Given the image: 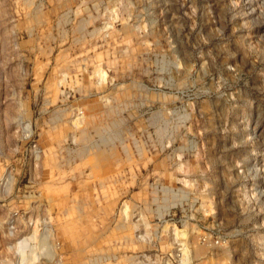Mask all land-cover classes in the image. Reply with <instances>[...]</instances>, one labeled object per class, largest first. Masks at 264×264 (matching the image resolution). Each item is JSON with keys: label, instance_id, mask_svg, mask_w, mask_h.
<instances>
[{"label": "rangeland", "instance_id": "obj_1", "mask_svg": "<svg viewBox=\"0 0 264 264\" xmlns=\"http://www.w3.org/2000/svg\"><path fill=\"white\" fill-rule=\"evenodd\" d=\"M25 239L264 264V0H0V264Z\"/></svg>", "mask_w": 264, "mask_h": 264}, {"label": "bare ground", "instance_id": "obj_2", "mask_svg": "<svg viewBox=\"0 0 264 264\" xmlns=\"http://www.w3.org/2000/svg\"><path fill=\"white\" fill-rule=\"evenodd\" d=\"M28 130H29V126L25 127V132H29ZM12 181H13V178L11 177V175H9L8 181L5 183V185L3 184L4 185L3 190H2L3 196H6V194H8V192L10 191V187H11L10 184H11ZM35 232L36 231H34V233ZM34 233H33V235H34ZM33 238H35V236ZM27 248H28V244H27V240L26 239L22 240L21 242H19L18 248H17V249H19L17 251L20 252L19 253L20 254L19 262L17 261L18 264H34V261L37 259V254H34V252L32 250L29 253V251H27Z\"/></svg>", "mask_w": 264, "mask_h": 264}, {"label": "built area", "instance_id": "obj_3", "mask_svg": "<svg viewBox=\"0 0 264 264\" xmlns=\"http://www.w3.org/2000/svg\"><path fill=\"white\" fill-rule=\"evenodd\" d=\"M216 244H220V240H217V241H216Z\"/></svg>", "mask_w": 264, "mask_h": 264}]
</instances>
